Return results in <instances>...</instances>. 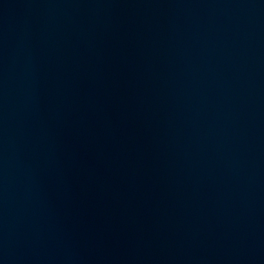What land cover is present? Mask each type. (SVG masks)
Segmentation results:
<instances>
[{
    "label": "water",
    "instance_id": "obj_1",
    "mask_svg": "<svg viewBox=\"0 0 264 264\" xmlns=\"http://www.w3.org/2000/svg\"><path fill=\"white\" fill-rule=\"evenodd\" d=\"M0 264H264V0H0Z\"/></svg>",
    "mask_w": 264,
    "mask_h": 264
}]
</instances>
